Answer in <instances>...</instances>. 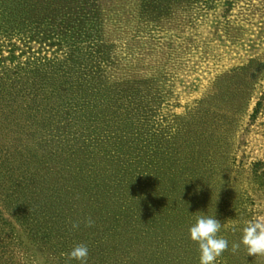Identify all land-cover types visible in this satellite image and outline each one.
<instances>
[{
	"label": "rangeland",
	"instance_id": "374dc122",
	"mask_svg": "<svg viewBox=\"0 0 264 264\" xmlns=\"http://www.w3.org/2000/svg\"><path fill=\"white\" fill-rule=\"evenodd\" d=\"M98 1L105 82L131 114L104 129L119 162L91 160L101 181L132 182L167 264H264V0ZM4 217L32 264H56Z\"/></svg>",
	"mask_w": 264,
	"mask_h": 264
},
{
	"label": "trees",
	"instance_id": "16d2710c",
	"mask_svg": "<svg viewBox=\"0 0 264 264\" xmlns=\"http://www.w3.org/2000/svg\"><path fill=\"white\" fill-rule=\"evenodd\" d=\"M100 7L98 0H0V264L35 262L5 213L42 246L44 263L53 256L56 264H167L164 237L138 224L148 218L132 182L111 170L106 185L91 161L119 162L109 130L131 117L116 116L119 91L105 82L111 58L103 54ZM31 44L56 50L41 57ZM106 194L115 198L110 205Z\"/></svg>",
	"mask_w": 264,
	"mask_h": 264
}]
</instances>
